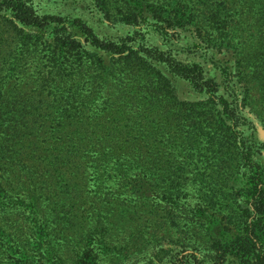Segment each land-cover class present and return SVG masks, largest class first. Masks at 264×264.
Listing matches in <instances>:
<instances>
[{
    "label": "trees",
    "instance_id": "obj_1",
    "mask_svg": "<svg viewBox=\"0 0 264 264\" xmlns=\"http://www.w3.org/2000/svg\"><path fill=\"white\" fill-rule=\"evenodd\" d=\"M55 2L0 0V264H264V137L228 30L159 0ZM146 205L149 231L108 242Z\"/></svg>",
    "mask_w": 264,
    "mask_h": 264
},
{
    "label": "rangeland",
    "instance_id": "obj_2",
    "mask_svg": "<svg viewBox=\"0 0 264 264\" xmlns=\"http://www.w3.org/2000/svg\"><path fill=\"white\" fill-rule=\"evenodd\" d=\"M158 1V0H151ZM168 4V9L172 6L182 4V9L191 11L198 17L199 21L209 31H217V29L225 28L231 37L232 47H235V53L238 58L237 67L244 74V83L247 87L249 98L248 108L250 114L254 117L256 123L262 128L264 137V0H159ZM70 0H56L61 8L67 7ZM93 6V5H92ZM202 26V27H203ZM87 78L82 80L84 86H87ZM143 122V120H142ZM141 122V123H142ZM38 129V142L43 144V137L51 135L52 124L47 123L42 125L41 122L37 123ZM46 126V127H43ZM43 127V128H42ZM163 150V149H162ZM92 176L90 172L83 174V182L77 184L70 183L69 189H64L65 195L71 198L67 199V205L76 203L74 196L81 195L91 202V195L95 194L96 186L92 183ZM104 187V186H102ZM106 188V186L104 187ZM189 202H194V195L189 196ZM101 202L99 203V205ZM98 205V206H99ZM87 204H82L81 209L86 208ZM138 207V206H137ZM129 207V211H136L135 216L129 215L127 212L120 214L117 218H112L107 227L108 242L114 245H124L125 239L129 236V231L125 232L127 226L140 227L149 231L155 217L148 216L147 213L151 210L149 205ZM135 219V220H134ZM78 222H72V225H78ZM181 223L180 226L183 227ZM80 225V224H79ZM78 225V226H79ZM55 230L50 233L51 242L63 243L69 237L72 230L71 226H67L65 222H61ZM182 230V228H180ZM148 236V234L146 235ZM131 242L127 243L130 246ZM101 256V255H100ZM43 264V261L40 263ZM102 264H106V260H102Z\"/></svg>",
    "mask_w": 264,
    "mask_h": 264
}]
</instances>
